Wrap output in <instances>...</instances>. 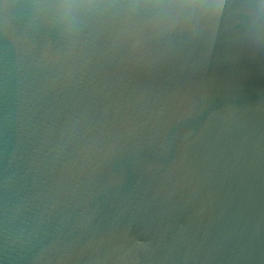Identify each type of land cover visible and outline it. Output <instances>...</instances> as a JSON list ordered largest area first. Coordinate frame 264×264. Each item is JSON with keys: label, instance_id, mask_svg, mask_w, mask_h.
<instances>
[{"label": "water", "instance_id": "water-1", "mask_svg": "<svg viewBox=\"0 0 264 264\" xmlns=\"http://www.w3.org/2000/svg\"><path fill=\"white\" fill-rule=\"evenodd\" d=\"M0 264H264V0H0Z\"/></svg>", "mask_w": 264, "mask_h": 264}]
</instances>
